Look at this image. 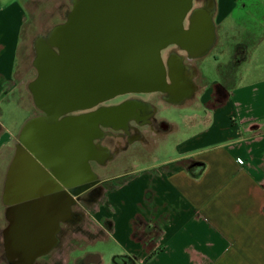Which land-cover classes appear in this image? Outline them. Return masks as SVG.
I'll return each mask as SVG.
<instances>
[{
	"label": "crops",
	"instance_id": "crops-1",
	"mask_svg": "<svg viewBox=\"0 0 264 264\" xmlns=\"http://www.w3.org/2000/svg\"><path fill=\"white\" fill-rule=\"evenodd\" d=\"M42 1L0 0V228L20 132L40 114L24 92L36 76L33 40L43 32L30 42L23 39L28 7L42 8ZM50 1L49 29L59 23L51 19L61 0ZM239 1L217 0L221 52L234 61L227 90L222 79H210L206 67L196 98L187 105L195 108L190 119L196 131L179 142L178 155L146 165L133 157L135 163L117 174L116 186L96 212H86L88 224L79 238L89 245L110 239L116 247L111 262L89 251L98 257L90 264L123 259L128 264H264V37L253 44L250 38L234 41L233 29L244 20L236 16ZM251 1L264 28V0ZM18 70L25 79L33 75L18 79ZM26 105L31 109L25 116ZM191 160L198 168L190 167Z\"/></svg>",
	"mask_w": 264,
	"mask_h": 264
},
{
	"label": "water",
	"instance_id": "water-1",
	"mask_svg": "<svg viewBox=\"0 0 264 264\" xmlns=\"http://www.w3.org/2000/svg\"><path fill=\"white\" fill-rule=\"evenodd\" d=\"M71 2L65 19L33 40L36 76L27 88L40 114L20 132L2 197L11 264H33L56 246L61 223L76 216L81 194L100 181L90 161L111 152L94 141L99 123L151 107L133 102L74 112L128 92H162L169 103H185L198 90V68L178 53L165 61L162 51L177 45L193 60L218 37L217 0Z\"/></svg>",
	"mask_w": 264,
	"mask_h": 264
},
{
	"label": "flooded vegetation",
	"instance_id": "flooded-vegetation-1",
	"mask_svg": "<svg viewBox=\"0 0 264 264\" xmlns=\"http://www.w3.org/2000/svg\"><path fill=\"white\" fill-rule=\"evenodd\" d=\"M71 1L72 0L60 1L57 14L61 15L62 21L65 19L67 11L72 7ZM194 6H196L195 2ZM185 22L187 24L188 21L186 20ZM218 43L219 37H217L215 45L206 56L193 60H189L186 52L181 50L177 45L168 46L162 51V56L163 59L167 61L170 56L176 53L185 55V61L198 68L195 83L199 87V81L202 79V71L199 66H202L204 60L218 46ZM236 53L237 57L241 59L244 53L243 48L239 47ZM222 66L223 81L221 87L223 90H227L231 81L230 74L234 69L232 56L229 57L228 60L226 59V62ZM196 95L185 103L176 105L167 102L164 99L165 93L162 92H128L117 95L94 107L74 112V114L92 113L99 109L117 107L124 103L133 102L140 104L146 102L151 107L149 111L146 108L136 107L127 111L125 114L116 115L113 119H104L99 123V130L93 134L95 136L94 141L111 152V157L108 159L104 156H99L98 159H92L90 161L91 167L97 173L100 181L92 189L81 194L78 202L73 206L76 216L74 218H68L61 223L58 232L59 243L48 253L39 256L33 264H90L92 261L98 259L96 255L86 252L90 245L83 241V239H80L78 234L84 232L88 224L86 212H96L98 203L106 198L109 189L116 186L117 180L115 178L117 174L121 172L114 175L107 174L112 169H119L125 167V164L131 163L132 158L139 150L150 152L154 144H157L160 140L175 133L178 129V124L168 121L170 114H168L166 110L174 109L179 111V108L183 109L191 101L195 100ZM149 112H151V117H147ZM125 117L128 119L127 124H124L122 121V118ZM196 164V161H190V167L192 169L198 168ZM129 177L131 176L127 178ZM2 226L3 227L0 228V264H11L7 255L6 244L7 229L9 226L7 218L2 220ZM80 252L81 255L74 260L73 255ZM124 260L125 259L122 260L121 264L125 263Z\"/></svg>",
	"mask_w": 264,
	"mask_h": 264
},
{
	"label": "rangeland",
	"instance_id": "rangeland-1",
	"mask_svg": "<svg viewBox=\"0 0 264 264\" xmlns=\"http://www.w3.org/2000/svg\"><path fill=\"white\" fill-rule=\"evenodd\" d=\"M53 1L50 0H43L40 4H42V8L37 6H29L28 7V18L26 19V23L24 25V42H30L31 39L35 34L38 32H47L49 30L48 25L50 20H46L48 18L49 13L47 12L48 8L50 7V4ZM201 2L200 0H195V5H199ZM48 5V6H47ZM54 8V7H53ZM252 9L256 10V13L253 12ZM43 10V11H42ZM46 10V11H44ZM246 10V11H245ZM245 11V13L243 12ZM249 11V12H248ZM259 11L255 4L251 0H241L238 4V11L236 16L243 17L244 20H241L240 26L238 28L233 29V39L234 41H243L247 40V38H250L253 43H256L257 41H260L264 37V28L262 27V21L263 18L260 17ZM53 19H51L54 23L62 21L61 15H52ZM37 19V20H36ZM43 23V27L40 28V22ZM221 41H219L218 46L209 54V56L204 60V63L202 66H199L202 73L204 72V69L209 66V73H210V79L212 80H220L223 81V66L226 62V55H224L221 52ZM253 49V48H252ZM263 50V49H262ZM216 56V57H215ZM210 63V64H209ZM23 72L17 71V78L18 79H24L26 80L29 76L33 75V72L31 75L26 76V79L23 78ZM35 74V73H34ZM25 98L27 99V102L31 104V94L26 90L24 92ZM13 98H17V94L12 96ZM24 104V103H23ZM25 110V116L28 114L29 109H31L30 106ZM194 106H186L185 108L181 109L179 108V111L174 109H168L166 110L169 115L168 121L171 123L178 124V129L175 133L169 135L163 140H160L157 144H154L150 152H144L139 150V152H136V155L134 156L135 161L140 163L141 165H146L149 162H152L154 160H161L167 157L177 156V145L179 142H181L185 137H188L192 135L196 131V126L191 123L190 116L195 113ZM17 111V110H16ZM179 112V113H178ZM9 113V112H8ZM8 113L6 117H8ZM172 114V116H171ZM198 114V113H196ZM22 117V115H21ZM135 161H132L129 164H125V167L119 168V169H112L107 175H114L116 173L122 172L125 169H129L132 164L135 163ZM2 213L0 212V215ZM88 232V230H86ZM116 250L115 243L113 240H103L99 239L95 244H92L88 246L87 252L89 251H99L104 255V258L111 262L113 260L114 251Z\"/></svg>",
	"mask_w": 264,
	"mask_h": 264
}]
</instances>
